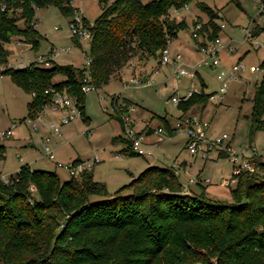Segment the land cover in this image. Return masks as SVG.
<instances>
[{
  "label": "trees",
  "instance_id": "16d2710c",
  "mask_svg": "<svg viewBox=\"0 0 264 264\" xmlns=\"http://www.w3.org/2000/svg\"><path fill=\"white\" fill-rule=\"evenodd\" d=\"M192 1L99 0L101 13L95 21L91 24L84 17L91 32L88 67L35 61L12 68L9 43L20 38L38 50L45 38L36 28L33 4L55 5L70 19L77 8L72 0H0L2 73L35 93L28 104L29 117L44 111L52 96L46 90L55 88L76 96L87 120L84 78L98 89L113 77L122 78L135 57L160 60L169 43L189 28L185 19L172 17L171 10ZM198 6L209 15L198 30L205 44L208 37L220 36L222 28L212 7L200 1ZM250 32L257 36L264 26L257 24ZM74 40L82 46L79 37ZM260 67L263 75L249 116L252 133L264 130V60ZM57 75L65 78L55 81ZM205 88L202 80L201 93L180 101L181 117L195 105H207L214 92L206 93ZM131 105L123 98L115 109L127 142L124 152L136 154L124 134ZM161 119L173 135L175 127L166 117ZM221 156L229 154L220 151ZM254 160L256 171L232 177L237 182L234 187L228 184L231 200L212 197L203 184L186 191L173 167L150 166L111 193L105 182L94 178L93 170L63 181L54 171L26 163L8 181L0 176V264H264V159Z\"/></svg>",
  "mask_w": 264,
  "mask_h": 264
},
{
  "label": "rangeland",
  "instance_id": "374dc122",
  "mask_svg": "<svg viewBox=\"0 0 264 264\" xmlns=\"http://www.w3.org/2000/svg\"><path fill=\"white\" fill-rule=\"evenodd\" d=\"M199 1L215 10L216 22L219 25L226 24L219 32L222 45L219 46L218 53L205 61L206 56L199 48V42H196L198 39L192 35L197 23L202 25L209 20V15L199 8ZM74 4L79 7V14L91 24L101 13L99 0H74ZM171 16L188 22L189 28L180 31L172 49L181 51L183 61L194 75L177 78L170 65H163L160 60L152 58L138 60V57H135L123 69L122 78L113 77L108 84L86 92L88 119L77 118L64 125L59 134H55L50 126L52 121H59V111L47 105L40 115L29 117L28 104L32 101V95L14 83L10 75L0 73V147H3L4 154V157L0 158V176L8 178L28 163L32 168L54 171L61 180L67 181L72 175L65 168L56 165V161L67 163L71 159H79L91 162L94 178L105 182L108 190L114 193L146 170L148 163L152 162L157 166L174 167L183 184L188 185L189 179L195 178L192 186L197 190L200 188L196 182L200 173L199 177L210 180L206 186L212 197L231 200L230 187L225 181L228 180L231 187H234L237 181H232L233 165L229 156L217 157L220 151H216L205 163L206 158H203L202 154L192 155L189 152L187 137L183 132L175 130L174 135H170L165 127L167 135L163 136L164 140L157 145H151L155 160L154 155L130 152L119 154L124 152L127 142L123 140V130L116 118L115 103L119 106L123 98H126L133 102L131 109L133 105L138 107L137 111L130 109L127 114L134 119L135 129L138 131L149 126L147 120L150 119L154 127L159 124L165 126L162 117H166L172 127L175 126L183 113L178 105L173 103V96H183L190 89L202 87V80L206 84V93L219 91L223 82L217 78L218 71L236 63L240 56L244 55L240 62L248 67L260 66L264 60V32L254 37H249L248 34L257 24L264 26V0H195L179 10L172 9ZM35 19L36 28L45 37L40 48L31 49L24 39H14L8 44V67L19 68L21 65L38 62L40 58L44 59L53 54L54 49L55 63L73 64L79 68L84 66V50H89L90 39H83L82 46L76 44L70 29L69 16L64 15L57 6L48 5L37 7ZM212 40L213 38L208 37L206 41ZM214 57H218L221 62L217 68L212 65ZM39 63L46 65L45 60ZM147 72L151 73L148 84L136 85V82L131 80L132 76L146 80ZM262 75V71L242 72L237 80L230 82L224 99L215 97L210 99L207 105H195L186 114L198 115L208 120L209 134L212 137L224 132L229 133L232 139L227 145L234 148L252 145L258 152L264 153V130L252 133L249 117L253 108L255 87ZM64 78L63 75H57L55 81ZM118 93L122 96H116ZM9 128L13 130L12 136L3 139L1 133ZM158 137V134H154L147 137V141L151 142ZM28 142L33 146L28 145ZM46 143L54 149L56 160L46 154ZM97 156L100 158L99 162L94 161ZM182 162L187 164L186 169L181 166Z\"/></svg>",
  "mask_w": 264,
  "mask_h": 264
},
{
  "label": "built area",
  "instance_id": "2783aa9c",
  "mask_svg": "<svg viewBox=\"0 0 264 264\" xmlns=\"http://www.w3.org/2000/svg\"><path fill=\"white\" fill-rule=\"evenodd\" d=\"M74 0H72L73 3ZM2 8L6 9V3H2ZM33 8L37 9V6L33 4ZM75 10V15L70 19V29L74 36H77L82 41L85 38H90L91 32L89 27L85 24L83 20V15L79 14L78 8ZM202 27L199 23L197 27L193 30V37L198 39L199 48L204 52L205 59L211 58L215 56L219 51V46L222 45L221 37L218 36L213 39L211 42H206L205 44L201 42V36L198 30ZM226 24L222 23L221 28H225ZM249 37L252 36L249 30ZM253 42V40H252ZM169 45L162 51V55L160 57V62L163 65H170L174 70V75L177 78H182L184 76H193L194 74L190 72L188 66L183 61V55L180 52L174 53L172 48ZM255 44L257 42L255 41ZM56 52H53L47 58H40L38 62H43L45 60L46 66H50L54 59V55ZM86 56V51H84ZM91 58L86 56L85 66L88 67L91 63ZM221 64L220 59L218 57H214L212 61V65L214 67H218ZM23 67V65H21ZM5 66L0 65V73L4 70ZM250 71L257 72L261 71V67L257 65H251L248 67L246 64L237 61L236 63L226 67L221 68L217 73V78L223 82L219 91L214 92L210 99H214L215 97H219L221 100L224 99V95L227 92V89L230 85V82L237 80L242 72ZM132 81H135V78H131ZM85 83L82 86V89L85 92H89L91 90L96 89L92 84L89 83V77L86 76L84 78ZM136 82V81H135ZM138 82V81H137ZM201 93L202 87H195L193 90L190 89L186 95L184 96H173L172 101L174 104L178 105L180 101L184 98L190 97L193 93ZM47 94H51L50 105L52 109L58 110L60 113L59 121H52L50 126L52 131L55 134H59L62 131V127L64 125L70 124L72 121L77 118L82 117V111L78 104V98L76 96L70 95L67 91H60L55 88H49L46 90ZM32 96H35V93H32ZM116 96H120V93L116 94ZM178 132H183L187 137V149L192 155L202 154L204 157L210 156L213 152L226 151L229 154V158L233 165V176L236 177L238 174L244 171L254 172L257 170L258 166L255 157H262L264 159V153L258 152V150L252 145H242L239 148H234L226 143L231 141L232 137L229 133L224 132L217 136L212 137L209 134L210 122L206 119H202L198 115H186L180 117L174 126ZM165 126H159L155 129V133H157L162 139V137L166 133ZM13 130L9 128L6 131L1 133L3 139L12 136ZM125 136L130 140V144L132 146L133 151L138 155H153L154 151L149 147L147 141V134L145 132L139 133L137 129H135V121L131 119L129 116L125 117ZM45 152L51 158L56 160V153L53 148L50 147L47 143L45 144ZM220 153V152H219ZM95 162H99L100 158L95 157ZM56 165L59 167L65 168L72 176L79 178L81 174L85 170H92L93 164L91 162L79 161L74 163L73 161L63 163L60 161H56ZM4 180L8 181V178L2 176ZM236 179L232 178V181ZM191 183L195 182V178L190 179ZM209 181V179H207ZM230 183V182H229ZM185 190L188 191L189 187L186 186Z\"/></svg>",
  "mask_w": 264,
  "mask_h": 264
},
{
  "label": "crops",
  "instance_id": "0c3cea01",
  "mask_svg": "<svg viewBox=\"0 0 264 264\" xmlns=\"http://www.w3.org/2000/svg\"><path fill=\"white\" fill-rule=\"evenodd\" d=\"M73 6H75V7H78L77 5H75L74 4V1H73ZM176 39H174L173 41H171V44H170V46H171V48H173L172 47V44H174V41H175ZM16 41H19L18 39H16ZM196 42H199L198 40H196ZM253 43V42H252ZM178 46H180V45H178ZM199 46V45H198ZM31 47V46H30ZM52 48H54V47H52ZM51 48V49H52ZM85 51V50H84ZM172 51L174 52V53H176V52H180L181 53V51L179 50V49H176V50H173L172 49ZM53 52H55V49H54V51ZM244 56V55H243ZM243 56H240L239 57V60L238 61H240L242 58H243ZM53 61H55L54 59H53ZM172 67V66H171ZM148 71V70H147ZM148 75V77H147V79L146 80H139V78H136L135 79V81H136V85H142V84H148L149 82H150V75H151V73H149V72H147V74H146V76ZM132 78H135L134 76H132ZM138 81V82H137ZM204 82V81H203ZM128 85V84H127ZM206 90V89H205ZM187 94V93H186ZM186 94H184V95H186ZM120 95L122 96V94L120 93ZM183 95V96H184ZM132 102V101H131ZM133 103V102H132ZM137 109H138V107L136 106V105H133V107H132V109H131V111H133V112H135V111H137ZM132 112V113H133ZM136 118V117H135ZM140 118V117H139ZM148 121V125L149 126H147V127H145V128H141L140 129V131L143 129H145L144 130V132L147 134V137L149 138V137H151L152 135H154V134H157V133H155V129L156 128H158L159 126H161V124H159L157 127H154V126H152V120L150 119V120H147ZM147 121H145V123H144V125H146V122ZM147 128V129H146ZM143 132V131H142ZM165 135H167V134H165ZM171 135V134H170ZM174 135V134H173ZM160 137V136H159ZM157 138V139H155V140H153V141H151V142H148V144H149V147L151 148V145H154V144H158L159 142H161V141H163L164 140V137H162V139H160V138ZM28 145H30V146H33L32 145V143H30V142H28ZM152 149V148H151ZM153 150V149H152ZM119 154H125V152H122V153H119ZM119 154H117V155H119ZM154 155V154H153ZM217 157H218V155H217ZM203 158H206V160H205V163L207 162V160H209L210 159V156H208V157H204L203 156ZM154 160L156 159V156L154 155V158H153ZM75 160H79V159H71V161H75ZM71 161H69V162H71ZM53 164L55 163V162H52ZM178 165V164H177ZM148 167H150V166H153V164H152V162H149L148 163V165H147ZM181 166H183L184 167V169H186L187 168V164L185 163V162H182L181 163ZM147 167V168H148ZM174 168V167H173ZM20 169V168H19ZM18 169V170H19ZM17 170V171H18ZM16 171V172H17ZM200 176V173L197 175V181L196 182H198V185L200 184H203V185H207L209 182H210V180L209 181H207V178H203V177H199ZM134 177V176H133ZM191 179V178H190ZM190 179H189V183H188V185L187 184H184V186L186 187V186H188L189 187V189H195L192 185H193V183H195V182H193V183H191V181H190ZM225 183L226 184H230L229 183V181L228 180H226L225 181ZM195 190H197V189H195Z\"/></svg>",
  "mask_w": 264,
  "mask_h": 264
}]
</instances>
